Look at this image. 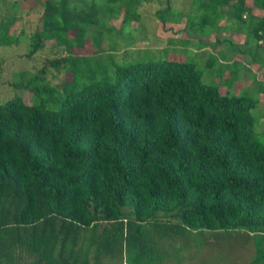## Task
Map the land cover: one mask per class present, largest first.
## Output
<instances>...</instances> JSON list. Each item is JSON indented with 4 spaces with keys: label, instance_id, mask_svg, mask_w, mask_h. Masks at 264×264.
<instances>
[{
    "label": "trees",
    "instance_id": "obj_1",
    "mask_svg": "<svg viewBox=\"0 0 264 264\" xmlns=\"http://www.w3.org/2000/svg\"><path fill=\"white\" fill-rule=\"evenodd\" d=\"M192 1L202 26L251 22L240 32L255 40L252 61L264 63V0ZM100 4L35 0L41 27L29 35H13V17L0 21V47L30 40L21 59L48 46L67 54L15 84L37 102L0 105V264H66L70 246V264H164L217 232L253 239L249 264H264L255 101L204 83L193 64L176 60L130 64L75 90L46 81L48 71L70 74L69 62L84 59L68 54L81 51L92 25L122 8V24L138 19L122 3L115 16ZM170 10L157 13L163 26ZM65 233L71 244L58 247L53 235Z\"/></svg>",
    "mask_w": 264,
    "mask_h": 264
},
{
    "label": "rangeland",
    "instance_id": "obj_2",
    "mask_svg": "<svg viewBox=\"0 0 264 264\" xmlns=\"http://www.w3.org/2000/svg\"><path fill=\"white\" fill-rule=\"evenodd\" d=\"M34 1L22 3L21 0H0V21L15 18L13 27L9 29L13 35L22 32L29 35L41 27L43 10L34 6ZM13 2L18 3L14 6L16 10ZM100 2L102 4L99 6H104V10H113V16L121 5L119 3H122L128 6L131 16L135 14L138 19L129 17L130 22L122 24L125 11L122 8L116 18L107 16L92 25L81 51L73 55L72 50L68 54L84 59L76 63L69 62L70 74L48 71V84L57 86L63 81L67 90H75L80 85L108 79L117 69L130 64L160 63L165 60L191 63L200 72L204 83L216 84L222 92L247 96L256 102L253 111L255 129L258 138L264 142V63L261 60L257 63L252 61L255 50L249 51L243 46L244 33L236 30L251 22L234 26L226 24L223 31L230 28L234 30L222 36L223 32L217 31L210 23L204 26L198 23L200 19L194 14L195 5L198 4L196 2L194 5L192 0H122L111 7L104 0ZM168 6L171 9L168 13L172 15L165 13L164 20L167 22L163 26L157 13ZM181 13L187 14L189 22L182 18ZM176 18L180 21L175 24ZM26 35L20 37L18 45L0 47V105L14 97H21L26 102H37L31 93L18 89L15 84L29 80L34 75L33 71L41 69L44 60L67 55L63 47L53 50L48 46L36 56L21 59L18 54H27L30 49V40L25 38ZM218 40L221 41L219 44L216 43ZM251 40L249 44H255V40ZM21 72L23 76H20ZM74 78L77 80L76 85L72 83ZM203 236V239L200 236L196 241L190 240V247L183 250L179 261L172 258L164 264H249L255 254L253 239L247 236L221 232Z\"/></svg>",
    "mask_w": 264,
    "mask_h": 264
},
{
    "label": "crops",
    "instance_id": "obj_3",
    "mask_svg": "<svg viewBox=\"0 0 264 264\" xmlns=\"http://www.w3.org/2000/svg\"><path fill=\"white\" fill-rule=\"evenodd\" d=\"M262 12L261 11H259V10H255L254 12H253V14L255 15V16H260V15H262L261 14ZM222 22H223V20L220 22L221 24H219V25H222ZM223 25H224V22H223ZM225 26V25H224ZM232 30H234L233 28H230V30H224L223 31V27L222 28H220V31L219 32H223V34H222V36H225V34H227L228 32L230 33ZM236 30L238 31V32H240V30L241 29H239V28H236ZM244 41H243V46H245V48H249V47H252L253 45H255V44H253V43H251L250 42V44H249V41H252L250 38H247L246 37V35L244 34ZM249 44V45H248ZM263 45H264V42L262 43ZM249 46V47H248ZM248 52V51H247ZM249 54H250V52H249ZM221 90V89H220ZM228 91V90H227ZM67 239H68V242H69V244H71V236H69L68 234H56V235H53V240L54 241H56V245L59 247L60 245H62L61 244V242H65V244H66V242H67ZM58 241V242H57ZM61 249L60 248H57V251H60ZM60 253H61V251H60ZM71 260H72V253H71V246H70V248L66 251V253H65V255H64V258H63V262L64 263H66V264H70L71 263ZM61 262H62V260H61Z\"/></svg>",
    "mask_w": 264,
    "mask_h": 264
}]
</instances>
